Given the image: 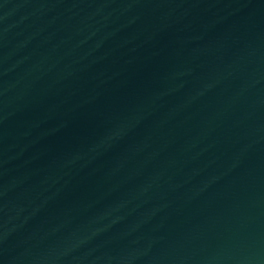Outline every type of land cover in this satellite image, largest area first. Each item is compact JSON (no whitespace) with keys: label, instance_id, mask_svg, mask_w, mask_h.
Wrapping results in <instances>:
<instances>
[{"label":"water","instance_id":"water-1","mask_svg":"<svg viewBox=\"0 0 264 264\" xmlns=\"http://www.w3.org/2000/svg\"><path fill=\"white\" fill-rule=\"evenodd\" d=\"M0 264H264V0H0Z\"/></svg>","mask_w":264,"mask_h":264}]
</instances>
